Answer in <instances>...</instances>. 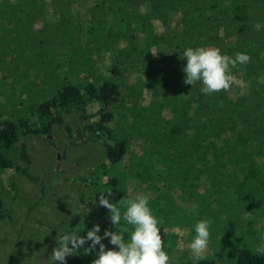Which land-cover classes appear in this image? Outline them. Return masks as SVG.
<instances>
[{"label":"trees","instance_id":"16d2710c","mask_svg":"<svg viewBox=\"0 0 264 264\" xmlns=\"http://www.w3.org/2000/svg\"><path fill=\"white\" fill-rule=\"evenodd\" d=\"M70 1L73 0L52 5V0H0L2 87L12 83L14 79L10 75L15 71L20 76L14 80L18 89L30 83L25 77L28 62L39 43L50 37L58 43L60 57H66L67 70L79 71L81 66L86 72L81 75L83 82L77 85L67 76L55 78L59 83L57 93L39 103L37 112L29 116L36 117L37 126L26 119L15 124L5 113H0V149L4 151H0V173L15 171L36 181L27 171L26 148L21 141L31 134L44 136L51 144L46 135L53 126L63 128L68 139L74 137L79 144L98 142L105 149L110 165L122 164L130 153V146L128 141L118 138L116 128L120 126L126 139L132 140L146 159L144 179L161 180L157 171L160 173L163 168L184 169L182 174L170 175L171 179L183 182L194 179L203 183L204 176H208V181L217 186L224 184L233 188L236 195L233 208L241 201L264 199V0H160L167 12L164 17L154 18L161 25L160 31L152 23H141L132 41L123 37L119 42L108 40L106 46H103V39L108 37L104 23L88 24L86 45L77 43L80 31L71 23L69 8L65 7ZM222 40L232 45L224 52ZM211 45L233 58L237 53H245L250 61L231 68L236 81L230 91L205 95L200 91L199 82L194 86L183 83L186 64L183 52L188 47ZM93 52L98 56L94 57ZM102 52L107 53L112 64L109 71L105 70L110 75L119 73L117 66H139L142 87L155 97V101L140 108L141 119L130 120L110 111L120 97V81L110 83L97 78L94 66L103 64V57H99ZM56 66L62 67L58 61L44 58L32 65V73L50 86L53 82L48 73H54ZM128 90L130 97L135 94L132 85ZM17 103L21 106V102ZM98 104L101 106L96 107ZM73 110L86 118L79 133L64 123V115ZM17 128L22 132L20 137ZM226 144L229 151L223 156L215 155ZM10 157L22 165L12 163ZM96 169L101 177L107 176L103 163ZM92 185L93 205L102 213L109 214L106 208L98 206L101 195L114 204L123 199L113 178L95 180ZM95 224H85L77 234L86 236ZM164 251L169 256L172 253L170 249ZM81 253L83 249L71 256L67 264H83L85 258ZM180 264L214 262L203 258ZM235 264H264V256L238 251Z\"/></svg>","mask_w":264,"mask_h":264},{"label":"rangeland","instance_id":"374dc122","mask_svg":"<svg viewBox=\"0 0 264 264\" xmlns=\"http://www.w3.org/2000/svg\"><path fill=\"white\" fill-rule=\"evenodd\" d=\"M63 3L64 0L51 2L52 5ZM67 6L71 23L80 31L77 43L81 42L83 46L87 42L85 31L90 23H104L108 37L103 39V46H106L110 40L119 42L123 37L132 41L138 32L135 29L141 23H152L156 31H160L161 25L154 18L167 15L164 3L160 0H73L66 3L65 7ZM91 18L94 20L91 21ZM220 44L223 52L231 45L225 40ZM93 56L98 55L93 52ZM93 56L91 62L94 61ZM100 56L104 62L94 66L97 78L110 83L120 81V97L116 104L111 105L110 111L130 120L141 119L140 108L155 101V97L142 87L139 66H117L119 73L116 76L110 75L105 73L112 65L108 61L107 53L102 52ZM44 58L62 62V67L56 66L54 73H48L50 81L54 83L50 86L37 80L32 73V65ZM95 60L98 61L97 58ZM67 64L66 57L60 59L59 45L52 37L39 43L33 59L28 62L25 74L30 83L18 89L14 80L19 75L15 71L10 75L14 79L12 83L5 87L0 85V113H5L15 124L26 119L37 126L38 123L34 121L36 117L29 116L37 112L39 103L53 98L57 93L59 83L55 82V78L67 76L73 85L83 82L81 75L86 74L84 68L80 66L79 71L67 70ZM15 65L18 66L17 63ZM129 85L134 87L133 97H130ZM167 87H163L165 92L168 91ZM258 100L261 101L262 98L258 97ZM17 102H21V106H18ZM64 123L79 133L86 123V118H82L80 112L73 110L64 115ZM116 131L118 138L128 141L130 146V153L119 165L108 163L105 149L98 142L79 144L75 142L74 137L68 139L67 132L58 126L51 127L46 135L51 144L41 135L30 134L22 139L21 144L26 148L27 171L36 181H31L15 171L6 170L0 173V264H50L49 257L56 247V236L72 232L74 229L79 231L85 224H99L101 236L105 229L115 231L109 214L100 212L93 205L92 184L95 180L106 181L107 177L116 180L123 199L133 198L137 193L150 196L149 207L162 221L160 227L164 250L170 249L172 252L169 256L170 264L197 261L187 245L195 235V224L200 220L210 223L211 235L204 259L212 260L214 264H235L238 251L256 253V247L264 242L263 198L241 201L233 208L236 199L233 188H227L224 184L217 186L208 181V176H204L205 183L194 179H188L186 182L171 179L170 175L177 172L182 174L184 169L175 171L163 168L160 173L157 171L161 180L148 181L143 178L146 176V159L133 145L132 140L126 139L120 126ZM21 133L17 128L19 137ZM68 141L73 144L68 145ZM160 144L163 145V140H160ZM0 151L4 153L3 150ZM228 151L226 144L218 149L215 155L223 156ZM10 158L12 163L22 165L20 161ZM101 163L105 165L107 172L104 178L96 169ZM116 205L120 206L119 203ZM176 228L182 231H173ZM164 229L168 231L165 232ZM125 237L127 239V234ZM102 242L106 250L114 247L109 244L108 239ZM81 254L85 258L83 264H92L96 258L95 254ZM70 257L66 258V264Z\"/></svg>","mask_w":264,"mask_h":264},{"label":"clouds","instance_id":"9594fccd","mask_svg":"<svg viewBox=\"0 0 264 264\" xmlns=\"http://www.w3.org/2000/svg\"><path fill=\"white\" fill-rule=\"evenodd\" d=\"M183 60L186 61L183 83L194 86L199 82L202 85L200 91L205 95H212L230 91L236 81L231 68L247 64L250 57L245 53H237L233 58L221 54L220 49L214 47H188L183 52ZM111 195L109 190L108 196ZM149 201V195L137 193L133 198L121 199L118 207L101 195L98 206L108 210L110 223L116 230L105 229L101 236V228L99 224H95L87 231L86 236L78 235L77 229L57 235L56 247L49 257L50 264H66V258L78 255L81 249L85 255L95 254L92 264H170L161 235L162 221L153 214ZM209 228L210 223L206 220L195 224V235L187 247L196 260H202L208 250L211 235ZM164 231L167 232L168 229ZM173 231L182 230L176 228ZM105 239L114 247L106 250L102 242ZM255 251L264 256V242Z\"/></svg>","mask_w":264,"mask_h":264},{"label":"crops","instance_id":"0c3cea01","mask_svg":"<svg viewBox=\"0 0 264 264\" xmlns=\"http://www.w3.org/2000/svg\"><path fill=\"white\" fill-rule=\"evenodd\" d=\"M62 57H60V59H61ZM53 61H58L59 63H60V65L62 64V62H60V60H53ZM62 66V65H61ZM64 67V66H63Z\"/></svg>","mask_w":264,"mask_h":264}]
</instances>
